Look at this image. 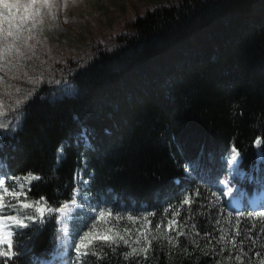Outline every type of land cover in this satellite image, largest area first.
<instances>
[{"label": "trees", "instance_id": "obj_1", "mask_svg": "<svg viewBox=\"0 0 264 264\" xmlns=\"http://www.w3.org/2000/svg\"><path fill=\"white\" fill-rule=\"evenodd\" d=\"M118 43L71 76L72 95L51 98L42 90L30 98L20 126L0 147L8 176L39 174L26 188L28 199L45 196L58 205L71 198L74 173L87 157L93 194L123 217L115 223L131 227L133 235L142 227L152 239L146 256L132 258L124 256L128 246L112 251L98 241L103 253L90 254L87 264H261L264 226L252 225L255 215L247 209L240 216L229 211L216 180L227 173L232 147L245 170L264 171V0L158 6ZM187 162H197L199 173L186 171ZM129 214L141 219L130 221ZM24 231L14 237L19 249L12 264H38L56 251V221Z\"/></svg>", "mask_w": 264, "mask_h": 264}, {"label": "snow or ice", "instance_id": "obj_2", "mask_svg": "<svg viewBox=\"0 0 264 264\" xmlns=\"http://www.w3.org/2000/svg\"><path fill=\"white\" fill-rule=\"evenodd\" d=\"M52 7V0H0V37H19L26 28L38 22L42 16V9ZM28 102L17 100L14 105L5 107L0 102V147H3L5 137L14 134L16 128L21 124V117L26 115L31 108V99L26 98ZM81 137L86 147L91 146L87 131L81 133ZM10 142V141H9ZM79 142V141H78ZM257 146L262 144L261 138L255 140ZM239 151L233 147L228 163L230 165L228 173L231 179L225 178L220 183L216 180V186L219 188V195L232 196L235 189V196L241 198L243 206L247 208L248 201L245 199L247 193L242 188L236 187V181L242 175L239 169ZM64 158V145L61 144L57 149V160ZM186 171L199 173L200 165L197 162H187L184 165ZM94 173L88 171L87 157H83L82 166L74 173V187L69 199H64L58 205L49 203L47 197L40 196L37 199H28V191H25L27 184L28 190L32 187V180H39L40 175L29 172L21 180L20 177H9L6 166L0 161V264H12V258L17 256L19 245L14 237L18 235H27L24 229L36 228L37 223L43 224L47 221H56L60 226L57 252L55 255L60 258L59 264H63L62 255H67V264H87L89 255L101 256L103 247L97 242H103L112 251H116V246L121 244L128 246L130 250L124 251L125 258H132L139 254L147 255V249L152 246V239L142 227H137L138 234L133 235L131 227L119 226L115 221L123 219L119 212H113L110 201L102 197L100 193L93 194L91 180ZM5 177H8L15 183L6 184ZM199 194L197 190V195ZM214 196H219L213 193ZM8 197L9 199H6ZM21 197H24L21 199ZM235 198V197H233ZM183 203L190 204V199H185ZM225 206L232 203V199L224 202ZM260 208H264V199L261 200ZM171 207V205H169ZM237 216L243 215L238 210L233 209ZM178 213H173L169 219L167 228L172 229L176 224L175 217ZM249 216H264V211L248 212ZM130 221L141 219L139 216L129 214ZM89 222L90 226H89ZM151 224V221H148ZM161 221L156 225L159 229L162 226ZM199 233V230H197ZM210 236L209 233H203ZM239 235V230H237ZM169 242L173 238L168 236ZM146 241L147 243H142ZM232 243H237L236 237L232 238ZM242 243V241H240ZM67 248V253L60 250ZM74 250L75 256L71 253ZM260 256V253H256ZM237 260L243 259L241 255H236ZM52 264H56L53 261ZM264 264V260H261Z\"/></svg>", "mask_w": 264, "mask_h": 264}, {"label": "rangeland", "instance_id": "obj_3", "mask_svg": "<svg viewBox=\"0 0 264 264\" xmlns=\"http://www.w3.org/2000/svg\"><path fill=\"white\" fill-rule=\"evenodd\" d=\"M178 2L52 0V7L42 9L38 22L19 37H0V102L10 107L42 90L51 98L72 95L71 76L89 65L101 49L118 47V37L130 32L139 17ZM5 181L8 184L6 177ZM250 221L264 226V216L255 215Z\"/></svg>", "mask_w": 264, "mask_h": 264}, {"label": "built area", "instance_id": "obj_4", "mask_svg": "<svg viewBox=\"0 0 264 264\" xmlns=\"http://www.w3.org/2000/svg\"><path fill=\"white\" fill-rule=\"evenodd\" d=\"M47 262V261H46ZM49 264V263H48Z\"/></svg>", "mask_w": 264, "mask_h": 264}]
</instances>
